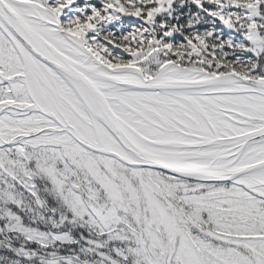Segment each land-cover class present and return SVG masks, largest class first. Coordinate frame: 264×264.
Listing matches in <instances>:
<instances>
[{"label": "snow or ice", "instance_id": "obj_1", "mask_svg": "<svg viewBox=\"0 0 264 264\" xmlns=\"http://www.w3.org/2000/svg\"><path fill=\"white\" fill-rule=\"evenodd\" d=\"M0 264H264V0H0Z\"/></svg>", "mask_w": 264, "mask_h": 264}]
</instances>
